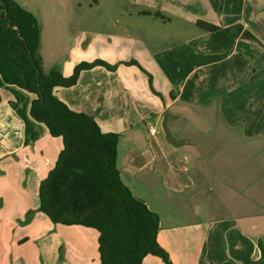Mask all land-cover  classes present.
<instances>
[{
  "label": "crops",
  "instance_id": "crops-1",
  "mask_svg": "<svg viewBox=\"0 0 264 264\" xmlns=\"http://www.w3.org/2000/svg\"><path fill=\"white\" fill-rule=\"evenodd\" d=\"M103 1L93 0L80 14L71 4L69 20L55 13L57 5L41 4L32 14L39 21V12L52 11L71 29L61 47L59 41L50 44L52 62H45L39 31L44 73L57 61L65 78L82 62L117 65L115 71H82L76 85L55 89V97L91 116L103 133L118 135L120 179L159 216L157 242L173 264H264V87L255 79L264 72V64L256 63L264 58V36L250 19H239V32L221 43L231 25L206 15L205 21L188 19L181 6L160 0L156 7L132 10L137 17L160 14L157 30L141 31L147 61L137 62L144 73L121 65L128 61L123 46L113 52L114 42L130 39L131 9L123 8V0L107 2L115 20L99 22L95 15ZM203 1L211 9L213 0ZM253 4L264 7V0ZM197 22L219 30L190 34L188 26ZM169 25L176 29H163ZM134 80L141 92L131 91ZM34 98L0 77V264H100L96 230L54 225L38 211L40 183L63 141L30 117ZM142 264L163 263L147 256Z\"/></svg>",
  "mask_w": 264,
  "mask_h": 264
},
{
  "label": "trees",
  "instance_id": "trees-1",
  "mask_svg": "<svg viewBox=\"0 0 264 264\" xmlns=\"http://www.w3.org/2000/svg\"><path fill=\"white\" fill-rule=\"evenodd\" d=\"M143 15H152L143 12ZM160 17L159 13L153 14ZM214 33L218 27L197 22ZM40 34L36 19L13 0H0V77L35 96L29 115L43 124L51 137L61 138L63 149L54 168L39 186V212L54 225L83 226L98 232L100 264H142L147 256L173 264L157 242L159 216L123 184L117 169L118 135L105 134L95 120L76 113L57 99L54 90L76 85L82 71L103 67L102 61L82 62L70 77L58 70L44 73L38 54ZM145 71L135 61L125 63ZM149 77L150 90L152 78ZM32 212L27 214L26 222Z\"/></svg>",
  "mask_w": 264,
  "mask_h": 264
},
{
  "label": "rangeland",
  "instance_id": "rangeland-1",
  "mask_svg": "<svg viewBox=\"0 0 264 264\" xmlns=\"http://www.w3.org/2000/svg\"><path fill=\"white\" fill-rule=\"evenodd\" d=\"M18 6H20L23 10L29 12L30 14L38 13L39 7L42 5L49 6V8H52L54 5H57V11H55L56 14H59L61 18L64 20H69V13L71 12L70 5L76 4L77 10L76 14L84 13L87 10H89V7L93 5V0H13ZM113 2V0H104L103 2H99V8L96 10V18H98L99 22L102 20H109L110 22H113L115 20V14H113L110 10V8L107 6V2ZM160 0H123V8L128 9L130 8V22L131 25L129 27V40H125L120 43L114 42L113 52H120L118 51V48L120 46H123L122 53L125 57L128 58V61L124 62L121 65H124L125 63H129L132 61L137 62L138 59L144 61H147V58L145 57V51L143 49L144 40L142 38L141 31L145 30H151L155 31L158 29L154 25L155 20H158L155 17L149 16L147 17H137L136 11L132 10H138L144 9L143 6L147 7H156V5L159 3ZM211 1V0H210ZM255 0H213L211 9H208L207 6H205L203 0H166L164 3L167 7L170 6V4L176 3L179 6H181V9L183 12H185V16L188 19L191 20H204L202 16L206 15L207 20L212 22L214 21V18L216 21H220L222 23V26L229 28L224 29L221 33V43H225L227 38V35H235L239 32L241 29L240 26L237 24L239 19H245V20H251L250 26L253 30H256L260 33V36H264V7L263 4H260L258 6L254 5L253 2ZM263 1V0H259ZM107 3V4H106ZM189 7H186V6ZM189 9V10H186ZM152 10V9H151ZM43 16H39V21L36 17H34L37 21V25L39 28V31L41 33V36L44 40L45 46H47V50L43 51L44 58L46 59L45 62H52V52L49 51V48L51 47L50 44H54V41H59V47L63 44V39L66 38L67 40L71 36V29L69 27V22H63L58 21L55 18H52L53 14L52 11H41L39 12ZM186 13H188L186 15ZM34 15V14H33ZM205 17V16H204ZM151 26H149V25ZM208 24V23H206ZM100 25V24H99ZM106 25V24H104ZM150 27V28H149ZM106 29V26L102 27V29ZM191 32H195L196 34L200 33L201 29L196 27V25L188 26ZM166 31L175 30L176 28L174 26H165L163 27ZM172 32V31H171ZM40 34V33H39ZM143 35H147L146 33ZM151 35V34H150ZM54 36V40H53ZM151 36H154L153 33ZM52 39V40H51ZM62 43V44H61ZM140 43V44H139ZM223 45V44H222ZM225 46V44H224ZM43 58V61H44ZM59 63L55 70H58L60 72L61 70V64L60 61H57ZM138 63V62H137ZM256 63L261 67L262 64H264V58H258ZM230 63H228V66ZM112 66V65H111ZM117 66V65H113ZM130 67L131 65H124ZM133 66V65H132ZM74 70V69H73ZM261 75V76H260ZM256 79L257 84H263L262 87H264V72L260 74ZM259 78V79H258ZM254 79V80H255ZM257 80H259L257 82ZM131 84V91H138L141 92V84L137 81H130ZM264 90V88L262 89Z\"/></svg>",
  "mask_w": 264,
  "mask_h": 264
},
{
  "label": "built area",
  "instance_id": "built-area-1",
  "mask_svg": "<svg viewBox=\"0 0 264 264\" xmlns=\"http://www.w3.org/2000/svg\"><path fill=\"white\" fill-rule=\"evenodd\" d=\"M149 132H150L151 135H155L156 134L154 128H150V131Z\"/></svg>",
  "mask_w": 264,
  "mask_h": 264
}]
</instances>
